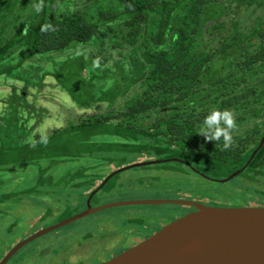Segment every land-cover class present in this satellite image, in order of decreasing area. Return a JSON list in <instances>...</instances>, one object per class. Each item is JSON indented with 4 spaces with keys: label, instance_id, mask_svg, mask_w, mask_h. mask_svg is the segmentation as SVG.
Listing matches in <instances>:
<instances>
[{
    "label": "trees",
    "instance_id": "obj_1",
    "mask_svg": "<svg viewBox=\"0 0 264 264\" xmlns=\"http://www.w3.org/2000/svg\"><path fill=\"white\" fill-rule=\"evenodd\" d=\"M24 1L19 9L30 2ZM31 1L34 8L28 22L18 26L11 39L2 35L11 26L14 4L11 0L0 2V59L21 46L19 67H23L21 74L27 80L20 78L26 82L21 94L29 93L30 85H34L33 71L39 76L43 70L30 59L38 56L57 63L51 72L45 70L42 78L53 76L76 105L93 113L78 124L70 122L26 143V136H13L10 127L8 135L3 136L2 128L17 122L13 108L11 118L0 117V174L26 164L44 179L53 161L70 160L84 133L113 134L134 143L141 142L137 138H145L136 149L146 143L143 145L150 150L160 143L153 138L202 136L199 122L210 111L198 114L197 108H211L212 104L218 108H248L245 115L250 116L260 112L255 105L264 103V78L254 85L248 80L264 73V15L250 26L237 19L243 8L263 6L264 10V0H235L236 4L231 0ZM107 39L112 52L102 56ZM88 45L93 48L90 55L81 49ZM60 54H66V58L59 59ZM14 93L17 99V89ZM21 105L35 122L43 123L44 115L28 104ZM259 131L255 128L244 139L243 151L247 159L253 156V161L246 169L247 184L240 192L244 196L260 195L264 200V190L254 185L264 179V145L260 147ZM5 138L9 141L4 142ZM171 151L181 157L176 150ZM244 164L241 162L239 167ZM11 198L5 193L0 202Z\"/></svg>",
    "mask_w": 264,
    "mask_h": 264
},
{
    "label": "rangeland",
    "instance_id": "obj_2",
    "mask_svg": "<svg viewBox=\"0 0 264 264\" xmlns=\"http://www.w3.org/2000/svg\"><path fill=\"white\" fill-rule=\"evenodd\" d=\"M2 1L5 0H0V2ZM11 1H13L12 4L14 5L11 14L12 18H10L12 23L10 25L14 26V29L9 26L2 35V37L9 39L15 35L18 26L28 22L34 8V2L31 0L27 2L26 8L23 10L19 8L22 2L25 3L24 0ZM221 1L225 2L226 0ZM223 11L227 12L226 9H223ZM21 15V18L18 17ZM262 15H264L263 6H253L248 10L243 8L237 20L238 22L241 20L244 25L250 23V26L258 16ZM5 22L6 20L3 21L4 24ZM2 28V24L0 23V30ZM104 43L102 56L109 55L112 52L109 50L108 39L104 40ZM21 49V46H17V48L12 50L14 51L12 55L8 52L3 56L4 58L0 59V61H3L0 64L2 65L0 66V117L11 118L13 108H16L15 119L17 120V122H13L2 128L3 134L5 133L3 136L8 135L7 129L10 127L14 129L13 136H26V143L35 142L36 139L44 137V134H49L51 130L69 126L70 122L71 124H78L82 118H86L87 115L93 113L92 111H85L84 108L76 105L70 96L66 92H63L53 76L48 74L42 78L43 72L45 70L51 72L52 68H55V65L57 66V63L53 64L49 60H42L38 56L30 59L29 62L39 64L43 70L38 73L39 76L33 71L34 74L32 75H36V78L32 79L34 85H30L29 93L21 94V89L26 84L25 81H27L25 75L21 74L23 67H19L20 54H22ZM81 49L90 55L93 48L91 45H88L81 46ZM63 55L66 54H60L58 58L65 59L66 57ZM97 56L100 57L101 55L97 54ZM114 57H116L115 54ZM55 59L57 58L55 57ZM8 67L10 70L3 72V69L7 70ZM24 68L26 70V65ZM263 78L264 73H261L250 81L248 80V84H259ZM16 89L17 94H20L17 96V99L14 96ZM241 90L242 88L238 90V93H241ZM15 99L16 102L14 101ZM12 102L14 103L13 105ZM21 103L32 106L35 112H39L42 116L44 115L43 123L39 125L38 120L35 122L34 117L28 113ZM209 107L211 108H197L196 112L199 114L204 110L212 111L218 108L217 105L212 104ZM255 107L260 110L261 115L250 116L247 114L241 117V120L238 124L236 123V127L232 132L233 138L245 139L255 128L260 130L258 136L263 134L264 103H256ZM80 111H84L85 113ZM148 114H151V112ZM235 119L238 121L237 118ZM146 120L153 122L154 119L148 118ZM30 130L34 133H27ZM103 134L98 133L94 136L93 134L87 135L84 133L82 142L77 146V151L72 154L73 156L69 157L74 162L71 163L68 160L61 163V159L53 161L50 167V174L44 179L38 176L39 172L37 169L28 167L26 164L17 166L14 172L10 171L4 175L0 174V196L5 193L12 196L10 200L0 202V262L9 253L11 247L29 240L49 227L57 226L61 222L83 213L81 212L82 209L85 210L88 204V202L86 203L88 200L87 196L92 188L95 187V184L91 181L95 175L104 177L114 170L124 169L121 171L124 172L128 170L126 169L127 167L142 163L152 162L151 166H153L158 163L156 162L158 158L166 160L176 158L174 152L171 151L173 147L170 145L162 144L163 152H150L143 144L136 149L137 143L144 142L145 138H137L141 142L134 143L135 141L128 138L125 140L115 137L113 134ZM262 139L263 137L261 138L260 145L262 144ZM8 141V138L4 139V142ZM154 146L157 147V144ZM244 147V144L238 146L240 153ZM76 158L84 159L75 161ZM174 160H177V158ZM238 161L245 163L242 168L236 169L235 162H228L223 167V170L226 169L227 173L220 172L219 166L214 173V177L212 178H220L222 181H217L226 183V185L203 181V178L196 177L198 176L196 173L190 172L187 166L180 164L176 166V163L170 162L160 167H147V170L153 175H165L162 180L157 179L151 186L147 187L136 183V178L138 177L136 175H142L143 173H137L132 169L118 177V182H123L131 180L136 176L132 187H127L129 184L121 186V188L118 187L114 191V196H98L92 202V205L96 208L104 203L143 201L142 199H150L148 197H159L161 199L156 200H162V198L172 200L201 199L208 202H213L212 200H214L219 202L220 206L223 207H230V205L233 207H243L246 205H250L249 207H263L264 203L261 204L259 202H264L260 195L258 197L244 196L240 192L245 184H247L248 179L244 176L249 174V171H246V169L251 164L250 162L253 161V156L247 159L245 154H239ZM192 163L198 168L205 170L207 174L214 171L202 159L195 158ZM165 166L179 169V172L174 174L153 171V168H164ZM229 176L231 178L237 177L233 180L230 178V181H228ZM84 177L87 180L81 181ZM174 185H178V190L171 192L172 195L170 197L172 198H169L166 194H159L168 188H172ZM254 185L257 189L264 190V179L254 182ZM74 192H77V194L75 193L76 195H74ZM227 201L230 202V205ZM87 207H89V204ZM159 210L171 213L174 210H181V208L168 205H126L110 208L109 210H105V212L99 213L94 218L84 221H80L79 219L73 224L56 229L45 236L42 235L43 237L30 242L11 264H81L83 262L80 260L81 254L84 256L88 255L86 251L87 245L85 244H104L108 241L104 235L109 232V229L115 231V238L117 239H122L125 234L134 232L135 234L139 233L138 238L143 237L156 226L153 225V221ZM134 223L135 227L133 229L122 230L126 225ZM129 235V240L136 239V235ZM78 245L79 249L74 254ZM96 252H102V250ZM31 257H33V261H29ZM89 264H92L91 261Z\"/></svg>",
    "mask_w": 264,
    "mask_h": 264
},
{
    "label": "water",
    "instance_id": "obj_3",
    "mask_svg": "<svg viewBox=\"0 0 264 264\" xmlns=\"http://www.w3.org/2000/svg\"><path fill=\"white\" fill-rule=\"evenodd\" d=\"M263 143L264 137L260 147ZM151 163H142L126 169ZM123 170H119L117 174ZM164 204L194 203L146 199L114 203L96 209L89 205L87 211L57 226L49 227L15 246L1 264H7L28 243L34 242L42 235L102 210L126 205ZM195 205L198 211L172 221L160 232L102 264H264V206L208 207L201 204Z\"/></svg>",
    "mask_w": 264,
    "mask_h": 264
},
{
    "label": "flooded vegetation",
    "instance_id": "obj_4",
    "mask_svg": "<svg viewBox=\"0 0 264 264\" xmlns=\"http://www.w3.org/2000/svg\"><path fill=\"white\" fill-rule=\"evenodd\" d=\"M54 60H56V59H54ZM216 109L221 110V111H223V110L231 111L234 114V117L238 119V121L236 120V123L238 124V122L241 120V117L245 116V113H246L248 108H216ZM259 115H261L260 112L257 116H259ZM202 123L203 122H199V124L203 128L204 126ZM262 137H264V132L262 134ZM152 140H159L160 143H157V147H155V146L149 147L150 152L151 151L159 152L158 151L159 149L162 150V144L168 145L170 142H172V144L170 145L173 147L172 150H176L179 153V155H181V157L176 156L177 160H174L176 158H172V159H168V160L158 158L157 159L158 161H156L158 163H156L153 166H151V164H149L146 166L132 168L137 173H143L142 175H136V176H138L136 178L137 179L136 183L141 184L143 186H147V187L151 186L153 184V182H155L157 179L162 180L165 177V175H163V174L153 175L150 171L147 170L148 169L147 167H150V166L151 167H154V166L160 167V166H164L170 162L176 163V166H177V164L187 166V169L190 172L196 173L198 175L196 177L203 178L204 179L203 181H206L208 183H215V184H219V185H226V183L220 182V181H222V179L212 178V177H214V173L216 172L218 166H219V170L221 169L220 172H222V173L223 172L227 173V170L226 169L223 170V167L228 162H235V168L236 169L242 168L243 166L239 167V166H241V162L238 161L239 154H245V155L247 154L245 151H242L240 153V151L238 150V146L245 143V140L241 139V138H233V144L227 150H224V148H223L222 139H221V141L216 142V141L206 140L204 136L203 137L198 136L195 138L165 137V138H160V139H156V138L154 139L153 138ZM143 144H146V143H143ZM195 158L202 159L204 162L209 164L213 168L214 171L207 174L205 170H202V169L198 168L197 166H195L192 163L195 160ZM83 159H81V160H83ZM69 161L71 163L74 162L72 160H69ZM143 167H145V168H143ZM132 169L125 170L124 172H121L118 174H117V172L119 170H114L112 172H109L104 177H101L100 175H95L94 177H92L91 181L93 184H95V187H93L92 190L89 192V194L87 196L88 200L87 201L85 200L86 203L88 202V204L93 209L104 207V206L110 205V204H114L112 202H110L108 204L104 203L103 205H100V206L95 208L92 205V202L98 196H100V197L114 196V191L118 187L121 188V186H127L128 184L129 185L127 187H132L134 184V178L136 176H134L131 180L118 182L119 176L124 175L126 171H130ZM174 170H176V172H174ZM153 171H157L160 173L177 174L179 172V169H173V167L165 166L164 168H153ZM236 177H234V178H236ZM207 178H209L210 180ZM228 178H230V176ZM234 178H231V180H233ZM86 180H87V178L81 179V181H86ZM217 180H220V181H217ZM228 181H230V180H228ZM176 190H178V185H174L172 188H168L164 192H161L159 194H166V195H168L169 198H172V197H170V195H172L171 192H175ZM75 193L77 194V192H74L73 194L76 195ZM186 196H188V195H186ZM148 198H150V199H161L159 197L158 198L148 197ZM142 200H146V199H142ZM162 200H172V199L162 198ZM172 201L193 202L194 204L158 205V206H166V205L176 206V207H180L181 210H174L171 213H166L162 210H159L157 216L155 217V219L153 221V225H156V226H154L151 231H149L143 237H140V238H138L139 233L135 234V232H134V233L125 234V236L122 239H117V238H115V231H112L111 229H109L108 230L109 232L106 235H104L108 239V241L105 242L104 244H85V245H87L86 251H87L88 255H86L87 256L86 257L83 254H81L82 256L80 257V260L83 261L81 264H89L90 261L92 264H102L106 261L112 260L113 258L117 257L118 255H120V254L126 252L127 250L137 246L138 244L145 241L146 239L153 236L154 234L160 232L166 225H168L172 221L183 218V217L187 216L188 214H191L193 212L198 211L195 204H201V205L208 206V207H217V206L221 205L219 202H216L214 200H212L213 202H208L207 200H201V199H192V200H188V199H186V200H175V199H173ZM115 203H117V202H115ZM88 204H87V206H88ZM87 206H86V209H88ZM249 206L250 205L243 206V207H249ZM220 207H223V206H220ZM86 209L85 210L82 209L81 212L87 211ZM109 209H105V210H109ZM105 210H102L96 214L89 215V216L81 219L80 221H84L86 219L94 218L99 213L105 212ZM134 227H135V223L134 224H128L122 230L127 231V230L133 229ZM47 234H49V233H47ZM47 234H45V235H47ZM129 234L136 235V239L129 240L128 239V237L130 236ZM45 235H43V236H45ZM29 244L30 243H28L27 245H29ZM14 247H11L10 249L12 250ZM5 248H7V247H5ZM24 248H22L17 254L19 255ZM47 249H49V248H47ZM78 249H79V245L77 246V249L74 251V254H76ZM11 250L9 251V253L11 252ZM98 250H102V252H96ZM16 255L7 264H11L13 262V260L16 258ZM4 258L1 260V262L4 260ZM33 260H34L33 257H31V259L29 261H33ZM1 262H0V264H1Z\"/></svg>",
    "mask_w": 264,
    "mask_h": 264
},
{
    "label": "clouds",
    "instance_id": "obj_5",
    "mask_svg": "<svg viewBox=\"0 0 264 264\" xmlns=\"http://www.w3.org/2000/svg\"><path fill=\"white\" fill-rule=\"evenodd\" d=\"M228 1V0H227ZM233 4H236L235 0H231ZM41 9L37 6L36 11ZM223 22V20H219ZM203 129L200 132L206 140L211 141H223L224 150L229 149L233 144L232 132L236 127V119L234 114L229 110H212L203 120Z\"/></svg>",
    "mask_w": 264,
    "mask_h": 264
},
{
    "label": "bare ground",
    "instance_id": "obj_6",
    "mask_svg": "<svg viewBox=\"0 0 264 264\" xmlns=\"http://www.w3.org/2000/svg\"><path fill=\"white\" fill-rule=\"evenodd\" d=\"M55 230H56V229H55ZM16 254H17V253H16ZM16 254H15V255H16ZM120 255H121V254H120ZM118 256H119V255H118ZM113 259H114V258H113Z\"/></svg>",
    "mask_w": 264,
    "mask_h": 264
}]
</instances>
